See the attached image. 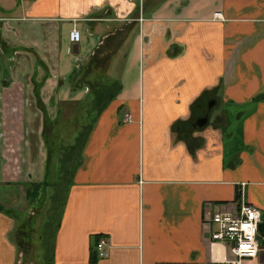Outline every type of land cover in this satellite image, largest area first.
Listing matches in <instances>:
<instances>
[{
	"label": "crops",
	"instance_id": "1",
	"mask_svg": "<svg viewBox=\"0 0 264 264\" xmlns=\"http://www.w3.org/2000/svg\"><path fill=\"white\" fill-rule=\"evenodd\" d=\"M141 1L0 0V264H234L213 217L264 215V0ZM76 106L89 139L47 247L29 192Z\"/></svg>",
	"mask_w": 264,
	"mask_h": 264
},
{
	"label": "rangeland",
	"instance_id": "2",
	"mask_svg": "<svg viewBox=\"0 0 264 264\" xmlns=\"http://www.w3.org/2000/svg\"><path fill=\"white\" fill-rule=\"evenodd\" d=\"M226 108L224 106L223 109ZM78 106L72 107L67 112V116H71L69 120H59L54 122L55 133L51 138L53 142L54 150V164L52 170V178L50 183L41 186L37 189L36 197L32 200L36 208L42 211V217L40 219V236L45 238L46 246L52 242L51 232L55 231L60 224L63 207L67 197V191L69 185L72 183L73 178L76 176L77 170L80 165V153L79 150L84 149L86 140L89 139V127L82 126V123L78 121ZM233 112V110H228ZM90 123L88 120L84 123ZM40 123V122H39ZM233 123H236L233 121ZM241 125H237L239 129ZM234 128L232 127L231 130ZM230 131V130H228ZM80 137V138H79ZM85 138V139H84ZM79 140V147H72L75 140ZM82 140V141H81ZM233 144H238V142ZM12 146L7 148L12 152ZM79 148V150H78ZM77 149V150H76ZM47 230L49 232H47Z\"/></svg>",
	"mask_w": 264,
	"mask_h": 264
},
{
	"label": "built area",
	"instance_id": "3",
	"mask_svg": "<svg viewBox=\"0 0 264 264\" xmlns=\"http://www.w3.org/2000/svg\"><path fill=\"white\" fill-rule=\"evenodd\" d=\"M134 2V0H130ZM144 2L141 1L139 13L143 12ZM140 21L143 23L142 15ZM83 33L77 27L69 35L71 45L82 43ZM126 122H132V116L126 114ZM212 224L218 228L213 239L223 244H229L236 263L242 264L245 260H255L264 250V215L258 208L250 204H243L240 214L234 216L228 213L216 214ZM96 254L100 259H106L108 252L105 244L96 246Z\"/></svg>",
	"mask_w": 264,
	"mask_h": 264
},
{
	"label": "trees",
	"instance_id": "4",
	"mask_svg": "<svg viewBox=\"0 0 264 264\" xmlns=\"http://www.w3.org/2000/svg\"><path fill=\"white\" fill-rule=\"evenodd\" d=\"M105 107H106V105H105L103 102H101V100H100V102H98V103L95 105V108H96L100 113L105 109ZM78 143H79V142H78ZM77 147H79V144H78ZM77 147H76V148H77ZM76 150H77V149H76ZM78 150H79V148H78ZM41 186H43V185H34V186L31 187L30 192H29V197H30V199H32V200L35 199V197H36V193H37V189H39Z\"/></svg>",
	"mask_w": 264,
	"mask_h": 264
},
{
	"label": "water",
	"instance_id": "5",
	"mask_svg": "<svg viewBox=\"0 0 264 264\" xmlns=\"http://www.w3.org/2000/svg\"><path fill=\"white\" fill-rule=\"evenodd\" d=\"M209 119L206 118L197 124V127L204 128L208 125Z\"/></svg>",
	"mask_w": 264,
	"mask_h": 264
},
{
	"label": "flooded vegetation",
	"instance_id": "6",
	"mask_svg": "<svg viewBox=\"0 0 264 264\" xmlns=\"http://www.w3.org/2000/svg\"><path fill=\"white\" fill-rule=\"evenodd\" d=\"M209 110H210V107H209ZM211 110H212V109H211ZM208 117H210V114H209V113L206 114V116H204L203 118H201V119L198 121V123L201 122L202 120H204L205 118H208Z\"/></svg>",
	"mask_w": 264,
	"mask_h": 264
}]
</instances>
